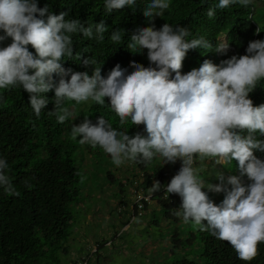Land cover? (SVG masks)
<instances>
[{
    "label": "clouds",
    "instance_id": "obj_1",
    "mask_svg": "<svg viewBox=\"0 0 264 264\" xmlns=\"http://www.w3.org/2000/svg\"><path fill=\"white\" fill-rule=\"evenodd\" d=\"M262 1L213 0L206 10V16L214 18L218 10L231 6L247 8L253 35L242 49L230 42L226 31H220L212 44L203 36L188 39L190 29L180 24L164 23L157 29L152 23L164 16L171 0H147L143 12L137 0H102L104 16L119 10L122 29L108 35L116 45L103 75V62L89 75L74 71L75 60H80V68L97 61L73 54L74 37L104 42L109 30L103 18L88 21L85 27L79 19H67L68 11L53 14L47 4L38 7V0H0V90L26 92L37 118L49 103L44 94L52 91L54 108L47 114L58 124H70L73 139L101 149L117 168L125 163L163 166V183L154 180L149 192L177 195L180 204L172 216L228 241L236 257L249 264L258 254V244L264 243V159L254 155V150L264 153V139L259 138L264 136V103L254 106L249 97L264 81V38L256 39L262 26L254 7L259 3L262 7ZM127 7L132 10L129 16ZM189 50L205 54L197 53L198 60L182 73ZM137 56H146L148 66L134 60ZM92 103L107 105L120 126L143 128L130 135L129 128L113 127L102 115L94 123L87 115L73 124L77 106ZM209 161L215 167L211 177L218 183L207 182L202 175L210 170L211 166L204 167ZM233 161L238 175L225 176L216 169L220 165L231 170ZM8 169L6 158L0 156V190L19 196ZM209 192L223 193V199L216 204ZM132 195L130 211L136 207ZM136 213L128 214L129 222L144 212ZM125 227L128 224L116 236ZM94 246L97 257L99 244L88 246L85 253ZM80 257H68V264Z\"/></svg>",
    "mask_w": 264,
    "mask_h": 264
},
{
    "label": "trees",
    "instance_id": "obj_2",
    "mask_svg": "<svg viewBox=\"0 0 264 264\" xmlns=\"http://www.w3.org/2000/svg\"><path fill=\"white\" fill-rule=\"evenodd\" d=\"M146 2L147 0H137L142 12ZM212 3L213 0H171L170 8L164 16L156 18L152 24L157 29L164 23L187 26L192 33L188 39L203 36L211 43L220 31H226L232 44L245 49L253 35V26L245 16L247 8L240 5L231 6L218 10L214 18H208L206 10ZM45 4L53 14L68 11L67 19H79L85 27L88 21L98 23L101 18L105 20L109 31L105 34L104 42L98 44L94 40L80 39L76 36L73 43L74 55L79 53L81 59L93 57L97 61V65L80 68V60H75L78 66L74 71H86L91 75L92 68L103 62L101 65L103 75L104 65L111 62L116 45L108 39V35L116 28L122 29L119 24L121 18L119 10L104 16L102 0H38V7ZM131 13V8L128 10L127 7L126 15L129 16ZM146 22L145 19V25ZM256 37L264 38V17ZM125 39L126 36H123V40ZM8 42L10 41H5ZM85 49L87 51H84ZM29 50L34 52L30 46ZM197 53L203 55L205 50L187 52L182 62V73L189 71L188 67L198 60ZM134 60L145 67L148 66L146 56L145 59L137 56ZM72 62L74 60L70 59L69 63ZM64 66L69 67L66 61ZM129 70L132 71V67H129ZM0 95L3 96V100L0 101V156L6 158L9 165L7 174L20 192L19 196H13L0 190V264H68V246L63 242L69 237L68 226L73 220L69 207L78 203L81 196L80 169L73 156L77 149L83 148L85 154H91L95 150L100 153L102 150L80 145L78 138L73 139L70 135V124L67 122L58 124L54 116L47 114L54 108L52 91L44 94L49 103L39 118L32 114L28 106V94L22 89L0 90ZM249 97L254 106L264 103V81L249 94ZM104 99L107 104L108 98ZM84 105L77 106L78 116L72 121L73 124H79L87 115L94 123L96 117L102 115L113 127L120 126L118 117L107 105L100 106L94 103ZM120 127L123 130L129 128L128 133L131 135L141 130L143 125ZM259 138L264 139V136ZM87 149H91L90 153H86ZM254 155L264 159V153L254 150ZM235 165L236 162L233 161L232 169L223 171L238 175ZM126 168L131 174L124 176L123 182L119 183V193L123 198L126 199L127 193L129 200L133 191L142 190L143 194L148 193L151 198L150 204L146 202L143 204V212L155 204L156 209L164 211L165 217L172 218V209L179 206L176 204L178 196L166 193V197H163L161 192H149L154 180L163 183L166 177L163 166L155 162L150 165L126 163ZM207 172L205 169L202 175L206 177L207 182L214 183L216 180L211 177L214 174ZM107 177L111 179L109 174ZM220 195L221 193L215 196L216 199L220 197L218 202L214 198L210 199L219 204L223 199V194ZM132 197L134 201L135 194ZM132 212L136 213V207L126 214ZM133 215L137 216V213ZM194 232L189 234L186 246L182 243L181 248L184 251L178 252L169 264H245L236 257L228 241L218 240L206 231ZM257 249V256L249 264H264V243H259Z\"/></svg>",
    "mask_w": 264,
    "mask_h": 264
},
{
    "label": "rangeland",
    "instance_id": "obj_3",
    "mask_svg": "<svg viewBox=\"0 0 264 264\" xmlns=\"http://www.w3.org/2000/svg\"><path fill=\"white\" fill-rule=\"evenodd\" d=\"M254 7L262 26L264 0L262 7L260 3ZM90 151L87 149L86 153ZM73 158L80 169L81 196L78 203L69 207L73 220L68 226L69 237L63 242L68 246L67 257H79L88 246L99 244V255L90 264H169L178 252L184 251L182 243L186 246L189 234L195 233L196 229L183 224L177 217H165L164 211L156 209L155 204L149 206L142 217L128 221L126 213L130 207L127 193L126 199L119 193L120 181L123 182L124 176L131 174L126 163L117 168L106 154L96 150L85 154L83 148L77 149ZM205 166H211L212 170L207 173L214 174L212 162H205ZM216 169L223 171L220 165ZM107 172L111 179H108ZM218 194L208 193L209 198H214L216 202L220 201V197L215 198ZM176 204H180L179 197ZM123 224H128V227L116 236ZM109 241L111 244L104 246Z\"/></svg>",
    "mask_w": 264,
    "mask_h": 264
},
{
    "label": "built area",
    "instance_id": "obj_4",
    "mask_svg": "<svg viewBox=\"0 0 264 264\" xmlns=\"http://www.w3.org/2000/svg\"><path fill=\"white\" fill-rule=\"evenodd\" d=\"M133 194H135L133 204L136 206L137 215H141L143 211V204L145 202L148 204L150 203V199H151L150 194L148 193L143 194L142 190L133 191ZM132 217L133 216H131L130 220H132ZM97 252H98V249L96 246H94L87 253L82 255V257L76 259L71 264H90V261L96 255Z\"/></svg>",
    "mask_w": 264,
    "mask_h": 264
}]
</instances>
